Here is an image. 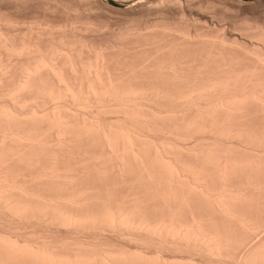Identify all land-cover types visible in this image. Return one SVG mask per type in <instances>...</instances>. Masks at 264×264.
<instances>
[{
    "label": "bare ground",
    "instance_id": "6f19581e",
    "mask_svg": "<svg viewBox=\"0 0 264 264\" xmlns=\"http://www.w3.org/2000/svg\"><path fill=\"white\" fill-rule=\"evenodd\" d=\"M2 13L0 264H264V27Z\"/></svg>",
    "mask_w": 264,
    "mask_h": 264
},
{
    "label": "rangeland",
    "instance_id": "374dc122",
    "mask_svg": "<svg viewBox=\"0 0 264 264\" xmlns=\"http://www.w3.org/2000/svg\"><path fill=\"white\" fill-rule=\"evenodd\" d=\"M11 1L16 2L13 3ZM20 1L21 0H0V10L2 9L0 11V14L4 12V15L5 13L6 15L8 14L7 16L12 15V18H14L15 16L16 19H23V22L19 21V24H17L18 27L15 26L11 30H13L14 28H19L20 30L22 28L21 30L23 31L25 29L26 32V30L28 29L26 28V26L28 27V24L25 23L24 19H26V22L27 20H29L30 22L31 20L33 21L38 18V20L40 21L41 19H45L42 21L52 20V22L54 21L56 23H65V21L68 19H79L80 21H87V19H91L90 21L97 23L98 29L96 28V33L94 31H83L85 34L82 33L81 35L88 38H95L98 40V42H108V40H110L109 42H111L112 38L113 41L115 40V36V38H117L119 35H121V33L125 34L123 33L126 32L125 29L133 28L134 30L135 26L130 27V24L136 25L135 30L140 29L141 31H145L146 28H148L149 26L157 25L162 22V20L167 21L169 19L170 23L172 24L179 23L182 26L185 24L186 27L184 26V28L187 29L188 27H191L195 30L197 29L200 31H205L203 33H209L210 35L214 34L215 36L221 35V37L222 35H226V37L228 36L230 39L233 38L234 40L238 38V40L241 39L240 41H247V43L250 42L248 40L250 39L252 33V37L254 36V33L256 32L255 29H261L260 26L262 28L264 27V0H144V2L147 4L145 9L148 7L147 9L151 12L149 13V16L147 14L145 18L143 16L141 18L136 19V22L135 18H133L134 16L132 17L133 14H130L132 13L130 11L131 9H133L135 4L137 5L139 3L138 1L140 0H101L104 4H108V6L102 5L101 8L99 6L93 10L88 9L85 6L88 0H73L74 2L72 0H69V2L72 1L74 5L77 4L78 9L75 6L74 10L68 11L65 10V8H62L61 6V10L60 8H58V12L56 11V9L49 11V8L52 7L54 4L52 2L53 0H22V2ZM23 1H25L26 5ZM18 2L20 3V5ZM82 2L84 3L81 4ZM46 6L49 7L46 8ZM77 10H79L78 13ZM90 11H93V13ZM73 13L76 14L74 15ZM16 16H18L19 18H17ZM138 20H143L142 22L145 21V25H143V23H140ZM137 22L138 26L136 24ZM146 22H148V27L146 26ZM206 23H208V25ZM140 25L142 26V28L145 27V30L139 28ZM257 26L258 28H256ZM16 30L17 32H19L18 29ZM16 30L14 31L16 32ZM21 30L20 32H22Z\"/></svg>",
    "mask_w": 264,
    "mask_h": 264
}]
</instances>
